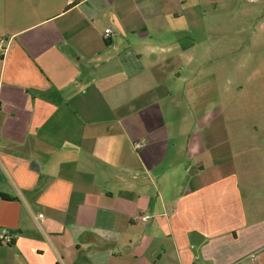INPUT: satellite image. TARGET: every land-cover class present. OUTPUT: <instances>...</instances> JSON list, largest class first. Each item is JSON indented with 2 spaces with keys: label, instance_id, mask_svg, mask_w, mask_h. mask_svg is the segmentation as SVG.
<instances>
[{
  "label": "crops",
  "instance_id": "1",
  "mask_svg": "<svg viewBox=\"0 0 264 264\" xmlns=\"http://www.w3.org/2000/svg\"><path fill=\"white\" fill-rule=\"evenodd\" d=\"M193 7L0 0L12 264H264V152L210 98L218 45L194 37Z\"/></svg>",
  "mask_w": 264,
  "mask_h": 264
},
{
  "label": "rangeland",
  "instance_id": "2",
  "mask_svg": "<svg viewBox=\"0 0 264 264\" xmlns=\"http://www.w3.org/2000/svg\"><path fill=\"white\" fill-rule=\"evenodd\" d=\"M193 3L189 21L194 25V37L218 45L211 48V60L200 67L201 72L211 77L204 80L210 86V98H220L228 123L232 125L234 118L240 119L239 134L256 140L254 144L264 152V2L193 0ZM214 77L219 80L221 96L214 87ZM241 86L243 93L238 95ZM201 87L198 83L195 89ZM11 258L10 252L1 253L0 264L2 260L6 261L3 264H12Z\"/></svg>",
  "mask_w": 264,
  "mask_h": 264
},
{
  "label": "built area",
  "instance_id": "3",
  "mask_svg": "<svg viewBox=\"0 0 264 264\" xmlns=\"http://www.w3.org/2000/svg\"><path fill=\"white\" fill-rule=\"evenodd\" d=\"M110 29H106L105 30V35L104 37L107 38L108 37V34L110 33ZM7 40L3 39V38H0V57H4L5 56V53L7 51ZM1 137V135H0ZM136 148L140 147L139 144H136L135 145ZM44 218V215L43 214H39L38 215V219H43ZM143 221H147L148 220V216H143L141 218ZM11 240V237L6 235L5 233H1L0 234V242H3V243H9Z\"/></svg>",
  "mask_w": 264,
  "mask_h": 264
}]
</instances>
